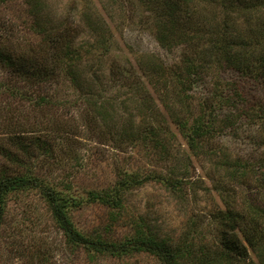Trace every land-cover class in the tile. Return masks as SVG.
<instances>
[{"label": "trees", "instance_id": "16d2710c", "mask_svg": "<svg viewBox=\"0 0 264 264\" xmlns=\"http://www.w3.org/2000/svg\"><path fill=\"white\" fill-rule=\"evenodd\" d=\"M0 1L5 4L10 0ZM139 1L155 5L159 12L156 24L161 26L156 37L166 49L177 52L176 62L151 59L143 66L142 76L152 81L160 98L173 96L179 107L173 124L188 149L194 150L207 135L212 136L217 123L223 127L228 117L230 126L243 130L238 135L244 144L264 146V0ZM207 12H211V18L204 16ZM15 13L19 19V9ZM29 16L30 20L23 18L18 24L13 22L15 18L0 20V226L7 196L37 189L67 244L92 255L147 253L160 264H258L264 251V223L258 217L261 214H251L244 207L213 214L217 229L211 241L199 235V225L193 221L177 238L161 236L143 222L142 216L131 221L132 231L119 240L107 230L86 233L77 227L70 210L81 201L59 187L58 181L44 180L37 174L43 162L54 160L61 165L64 153L76 157L74 141L84 129V120L90 117L91 109L84 104L95 92L82 90L83 98L75 92L72 102L59 99V88L67 79L74 89H83L84 82L76 71L98 47L108 50L107 37L101 26L93 23L97 38L78 41L82 27L77 22L71 19L50 26L42 21L36 4ZM26 32L35 37L30 38ZM127 70L121 68L122 78L130 84L138 83L130 79L134 74ZM197 86L202 89L200 94L194 93ZM243 93L251 98L236 110L235 121L232 115L218 119L219 109L228 107L234 95ZM65 101L78 107L83 104L86 118L80 116L78 122L74 113L59 112ZM145 131V137L155 139L159 152L168 158L174 139L166 124L158 121L146 126ZM138 139L130 137L129 141ZM255 152L251 149L244 153L239 163L243 161L250 169ZM186 170L180 174L124 170L111 186L90 191L89 196L119 210L125 190L154 180L183 200L187 194L183 182ZM46 255L45 251L37 252L39 261L43 262Z\"/></svg>", "mask_w": 264, "mask_h": 264}, {"label": "rangeland", "instance_id": "374dc122", "mask_svg": "<svg viewBox=\"0 0 264 264\" xmlns=\"http://www.w3.org/2000/svg\"><path fill=\"white\" fill-rule=\"evenodd\" d=\"M28 2L10 0L4 4L0 1V20L15 18L13 22L16 24L23 18L30 20L31 7L36 4L42 21L50 26L71 19L77 22L82 27L78 41L92 42L97 38L93 23H98L107 37L108 50L104 52L98 47L76 71L84 82L83 89L82 86L74 89L67 79L59 88V99L72 102L75 92L81 93V98L82 90L95 92L84 104L91 109L88 108L90 117L87 122L84 120V129L74 141L76 157L64 153L61 165L54 160L43 162L37 174L44 180L58 181L59 187L66 188L81 201L78 207L70 210L77 227L86 233L107 230L112 238L119 240L132 231L131 221L142 216L143 222L161 236L177 238L193 221L199 225V235L211 241L217 229L212 216L219 210L244 207L251 214L255 211L261 214L258 217L264 223V146L256 148L244 144L238 135L243 130L230 126L228 117L223 127L217 123L218 129L212 136L207 135L194 150L188 149L173 124L179 112L173 96L167 94L160 98L152 81L142 76L143 66L151 59L176 62L177 58V52L166 49L156 37L161 26L156 24L159 12L154 9L155 5H145L139 0ZM18 9L19 19L15 15ZM211 15V12L204 14L210 18ZM26 34L30 38L35 37L32 33ZM121 68L133 72L130 79H136L138 83L130 84L124 80ZM201 91L198 86L194 89L196 94ZM238 96L234 95L227 103L228 107L219 109L218 119L232 115L235 121L238 109L251 98L244 93ZM66 102L59 112L74 113L78 122L80 116L84 118L83 104L78 107ZM158 121L166 124L174 139L168 158L159 152L155 139L145 137V127ZM135 136L140 139L131 143L129 138ZM251 149H256V152L248 169L239 160L244 159V153ZM185 168L187 172L183 182L187 194L183 200L154 180L125 190L119 210L104 206L89 196L90 191L111 186L124 170L174 171L180 174ZM65 239L37 189L16 191L7 196L0 226V264H160L157 258L147 253L121 257L92 255L83 248L68 245ZM38 251L47 252L43 262L38 260ZM263 253L257 259L258 264H264L260 262L264 260Z\"/></svg>", "mask_w": 264, "mask_h": 264}]
</instances>
